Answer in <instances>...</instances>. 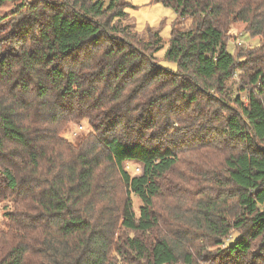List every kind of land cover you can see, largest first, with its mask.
<instances>
[{"label":"trees","instance_id":"trees-1","mask_svg":"<svg viewBox=\"0 0 264 264\" xmlns=\"http://www.w3.org/2000/svg\"><path fill=\"white\" fill-rule=\"evenodd\" d=\"M158 1L175 71L123 0H0V264H264V0Z\"/></svg>","mask_w":264,"mask_h":264},{"label":"rangeland","instance_id":"rangeland-1","mask_svg":"<svg viewBox=\"0 0 264 264\" xmlns=\"http://www.w3.org/2000/svg\"><path fill=\"white\" fill-rule=\"evenodd\" d=\"M32 1V0H27ZM105 6L108 5L110 0H102ZM126 5L125 11L130 16L131 23L134 29L141 35L147 37L148 29H156L159 31V35L162 40V47L158 50L154 57L158 65L161 67L175 71L176 63L171 62L165 58V53L169 47L171 26L175 21L177 14L172 8L163 6L158 0H123ZM9 4L0 6V15L4 14L6 8ZM190 24V19H183L181 21V27L185 29ZM231 38L227 44V50L233 53L234 50H239L236 40H240L242 46L244 47H256L259 43L258 38H251L248 34L244 32L243 24H233L230 28ZM82 125V130L76 133L78 136L89 131V127L85 122L78 123ZM76 123L72 122L64 132V136L70 140H75L78 136L73 135L75 132ZM83 132V133H82ZM77 136V137H76ZM135 163H127L126 168L131 171V173L136 172ZM137 173V172H136ZM162 201V199H161ZM134 207L137 208L140 204L138 198L133 197ZM3 204H0V228L5 227L4 210L2 208ZM234 236V235H233ZM223 246V245H222Z\"/></svg>","mask_w":264,"mask_h":264},{"label":"built area","instance_id":"built-area-1","mask_svg":"<svg viewBox=\"0 0 264 264\" xmlns=\"http://www.w3.org/2000/svg\"><path fill=\"white\" fill-rule=\"evenodd\" d=\"M236 43L237 44H241L242 42L240 40H236ZM78 130H82V126L81 125H78L77 126L76 131H78ZM73 135H76V132H74ZM135 170H136V172H138L140 170V168L139 167H136Z\"/></svg>","mask_w":264,"mask_h":264}]
</instances>
